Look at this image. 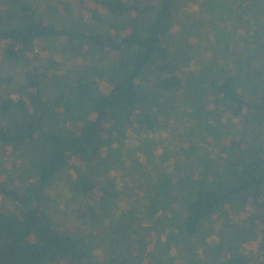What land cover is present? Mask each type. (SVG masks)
I'll return each mask as SVG.
<instances>
[{"label":"trees","instance_id":"16d2710c","mask_svg":"<svg viewBox=\"0 0 264 264\" xmlns=\"http://www.w3.org/2000/svg\"><path fill=\"white\" fill-rule=\"evenodd\" d=\"M52 1L57 3V10L53 12L50 4L49 12L41 13L35 0H0V63L4 60L28 65L33 52L44 53L51 46L82 59L105 51L117 57L103 70L87 67L74 84L61 82L55 102L63 101L65 125L53 127L45 123L51 105L40 99L41 86L33 79L25 85L28 103L33 107L31 114L29 104L22 98L0 102L2 114L21 112L12 127L0 124V144L12 151L21 148L31 152L33 156L22 171L23 175L35 177L21 194L0 183V264H160L159 251L166 256L172 246L190 244L197 227L231 194L242 189L250 191V200L264 209V146L257 151L261 154L259 161L237 174L226 171L225 165L219 172L215 165L205 168L198 163L201 168L193 174L188 172L190 165L186 171L171 165L169 154L163 150L159 153L154 146L147 151L143 148V160L134 159L132 167L147 175L145 185L142 183V197L147 204L141 216L134 208L126 209L132 219L126 235L129 242L124 240L126 236L113 237L110 224L105 222L111 201L114 203L113 187H107V182L92 184L91 176L80 171L108 170L114 164L113 155L109 160L108 154H121L119 145H115L129 129H176L169 115L175 117L174 95L181 89L179 101L185 102L181 108L192 118V130H221L219 117L223 113L247 118L258 114L264 119V0H198V9L208 20L195 21L204 25L206 47L214 49L218 56L206 66L201 65L197 73L183 66L188 58L196 56L197 49L190 46L197 42L199 33L173 39L170 31L174 10L182 0H158L157 4L145 6L124 0ZM192 1L195 0L185 3ZM227 7L232 9L226 11ZM79 11L88 13L94 21L77 28L71 16ZM103 11L108 16L106 20L99 17ZM51 15H66L71 23L59 27ZM229 53L238 57L230 61ZM238 69L242 82L256 98L246 100L235 91L237 80L234 83L231 74ZM91 71L107 77L110 86L101 90L95 79L87 77ZM69 120L73 127L66 125ZM35 134L38 139L32 148H27ZM155 155L162 164H145ZM166 162L171 167L162 169ZM70 168L78 173L75 187L87 198L88 207L81 208L79 215L83 218L81 224L88 228L65 233L54 227L42 196L54 175ZM174 168L178 171L172 173ZM179 169L184 173H178ZM5 196L22 205L18 212L3 209L1 199ZM94 198L100 201L96 204ZM160 211L164 218L156 216ZM144 218L151 220L150 236L143 241L132 240L138 231L133 223ZM162 233L167 234L164 240H160ZM150 240L160 247L158 252L147 251ZM230 259V264H249L242 255L232 254Z\"/></svg>","mask_w":264,"mask_h":264},{"label":"rangeland","instance_id":"374dc122","mask_svg":"<svg viewBox=\"0 0 264 264\" xmlns=\"http://www.w3.org/2000/svg\"><path fill=\"white\" fill-rule=\"evenodd\" d=\"M63 1L76 3L78 0ZM124 1L140 6L158 3V0ZM50 4L53 5L52 9L55 12L58 7L56 2L52 0H35L36 8L41 13L49 12ZM199 4L198 0L186 3L185 0H182L174 10L173 26L170 30L173 39L179 36H195L194 31L199 33L196 37L197 42H192V46H190V48L197 49L194 54L196 56L188 58L183 66L184 70L189 69L194 73L198 72L201 65L206 66L214 57L218 56L214 49L209 50L206 47L207 36L204 34V25L195 21L197 18L202 21L208 20L206 14L198 9ZM228 9L231 10L232 8L227 7L226 11ZM77 16H82V19ZM51 17L59 27H66L71 23L66 15L58 17L51 15ZM99 17L106 20L108 16L103 11ZM71 20H74L73 24L77 28H81L84 22L91 23L94 21L88 13L84 14L83 11L74 13ZM181 26L186 27L183 29ZM116 57L115 53L105 51L95 53L91 58L82 59L76 55L69 56L58 52L51 46L44 53L33 52L28 65L22 62L10 64L3 60L0 63V102L5 98L14 100L22 98L29 104L25 85L30 79H33L41 86L38 93L40 99L51 105L50 113L46 115L44 120L45 123L50 126L55 125L53 127L65 125L62 109L63 101L55 102L61 82H72L74 84L76 78L81 76L87 67L103 70ZM236 57L234 53L230 54V61H234ZM219 61L222 63L224 59L221 58ZM236 71L231 74L234 83L237 80L234 85L235 91L243 94L246 100L256 98V95L249 91L246 83L242 82L241 69ZM87 77L95 79L101 90L111 84L107 77H100L94 71H91ZM248 85L250 87L251 84L248 83ZM204 86L207 90L208 83L206 82ZM182 94L181 89L177 91V95H174L173 107L177 112H175V117L172 114L169 115L171 116L169 121L173 122L176 129L163 130L159 128V130L152 131L129 129L120 144L116 143L115 145H119L121 154H117V151L108 154L109 160L112 159L111 154L114 157V164L108 170L102 172L91 170L90 173L87 170H80L83 174L91 176L92 184L98 185L107 182V187H113L114 195L112 199H114V203L111 201L110 215L105 220L111 226L110 233L113 237H124L128 234L129 223L132 219L130 220L129 210L126 209L134 208V211L140 216L143 214L141 212L145 210L147 201L142 197V183L145 185L147 175L141 174L138 169L132 167L134 159L143 160V148L147 151L154 146L159 153L163 150L164 153L169 154L171 165L179 166L185 171L190 165L188 172L192 171L193 174H196L201 168L197 163L205 168L215 165L218 167L219 172L225 165L226 171L237 174L247 165L258 162L261 154L264 156V153H257L258 149L264 146V119L258 114H255L254 118H247L243 114L232 116L223 113L219 117L221 130H192V118L190 120L187 114L184 113L185 110L183 111L181 108V104L185 102L179 101ZM202 97L208 98L205 95ZM209 107L213 108L214 104L210 103ZM32 112L33 107L29 104L28 113L31 114ZM20 116L21 112L18 110H14L9 116L0 112V124L10 128L13 126L14 119H18ZM66 125L73 127L71 120L67 121ZM36 139H38V134H35L33 139L27 143V148H32ZM151 141H155V145H152ZM31 156H33L31 152L25 153L21 148L12 151L9 147L0 144V183L5 184L8 188L17 189L16 193L21 194L26 185L35 180L34 176L23 175L22 171L25 165L29 164ZM191 157L196 161L191 160ZM138 162L139 160L136 163ZM146 163H149L150 166H157L162 164V161L158 155H155L151 156L150 160H146ZM166 167H171L170 163H164L162 169H166ZM176 170L178 171L174 168L171 172L175 173ZM181 170L179 169L178 173H184ZM77 175L76 170L72 168L58 171L45 188L42 196L43 207L54 227L65 233L77 230L75 228H88L81 224L83 218L79 215L81 208L85 210L88 207V202L86 201L87 198H83V194H80V191L75 187ZM105 178L106 181H104ZM250 193V191L242 189L225 198L218 208L210 213L208 218L197 227L196 235L191 237L190 244L183 242L174 245L166 252V256H162L164 253L159 251L160 247L159 249L156 248L155 241L150 240L147 251L157 249L158 254H161L158 257L161 259L160 264H230L232 254L242 255L249 264H264V209L260 206L258 208L255 200H250ZM94 201L97 204L100 200L94 198ZM1 203L3 209L11 212H18L22 206L9 196L2 197ZM156 216L164 218V212L160 211ZM138 221L140 222L135 221L136 223H133L134 227H138V231L132 237V240L140 239L143 241L150 236L152 230L151 220L150 218L149 220L144 218L142 221ZM170 230L174 232L175 228L171 227ZM166 235V233H162L160 240H164ZM126 242H129V239H126Z\"/></svg>","mask_w":264,"mask_h":264}]
</instances>
